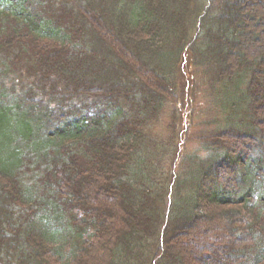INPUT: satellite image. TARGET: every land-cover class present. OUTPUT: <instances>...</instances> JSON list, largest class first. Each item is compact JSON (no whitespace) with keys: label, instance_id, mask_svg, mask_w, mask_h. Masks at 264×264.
Listing matches in <instances>:
<instances>
[{"label":"trees","instance_id":"1","mask_svg":"<svg viewBox=\"0 0 264 264\" xmlns=\"http://www.w3.org/2000/svg\"><path fill=\"white\" fill-rule=\"evenodd\" d=\"M0 264H264V0H0Z\"/></svg>","mask_w":264,"mask_h":264},{"label":"rangeland","instance_id":"2","mask_svg":"<svg viewBox=\"0 0 264 264\" xmlns=\"http://www.w3.org/2000/svg\"><path fill=\"white\" fill-rule=\"evenodd\" d=\"M185 65H187V59L184 58L183 67H185ZM188 68H189V67H188ZM212 227L215 228V227L213 226V222H210V221H209L208 224H207V228H208V229H212Z\"/></svg>","mask_w":264,"mask_h":264}]
</instances>
